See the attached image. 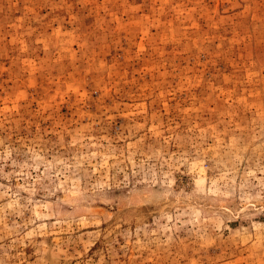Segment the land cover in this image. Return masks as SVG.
<instances>
[{"label":"rangeland","instance_id":"1","mask_svg":"<svg viewBox=\"0 0 264 264\" xmlns=\"http://www.w3.org/2000/svg\"><path fill=\"white\" fill-rule=\"evenodd\" d=\"M0 264H264V0H0Z\"/></svg>","mask_w":264,"mask_h":264}]
</instances>
